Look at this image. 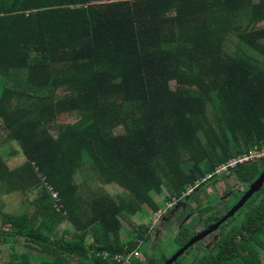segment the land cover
I'll list each match as a JSON object with an SVG mask.
<instances>
[{"label": "trees", "instance_id": "obj_1", "mask_svg": "<svg viewBox=\"0 0 264 264\" xmlns=\"http://www.w3.org/2000/svg\"><path fill=\"white\" fill-rule=\"evenodd\" d=\"M0 127L3 143L25 156L12 168L0 152V192L29 203L0 219L13 264H118L116 254L151 238L131 218L173 198L165 220L185 207L207 228L264 171V159L244 163L183 196L218 166L264 148V0H0ZM232 176L244 186L228 187L233 204L199 201ZM111 185L123 192L112 195ZM239 213L186 264H264V185ZM65 221L73 230L62 233ZM195 235L177 228L176 251ZM19 243L28 251L17 252Z\"/></svg>", "mask_w": 264, "mask_h": 264}, {"label": "rangeland", "instance_id": "obj_2", "mask_svg": "<svg viewBox=\"0 0 264 264\" xmlns=\"http://www.w3.org/2000/svg\"><path fill=\"white\" fill-rule=\"evenodd\" d=\"M172 87H174V85H172ZM65 122L70 123V124H75L78 122V119L71 117V118L65 119ZM6 137H7V134L4 133V131L0 127V152L6 157L8 164L12 168H15L25 162V156L22 152V149L18 146V144L9 143V142L3 143ZM78 179H80V177H78ZM228 187L229 189H234V190L244 189L243 184L239 183L235 176H232L229 179H223L221 177L218 183L216 184L211 183L210 185H208L206 188L203 189V191L198 195L199 201L201 203H206L208 201V198L211 196L214 198H225L228 200V202L233 204L236 201V199L231 194V192L228 191ZM105 189L109 193L115 196L123 192L122 188L118 187L117 185L107 186L105 187ZM38 196H39L38 192L31 194L28 197L29 202L36 199ZM159 199H160V202L163 203L164 197L161 196L159 197ZM189 203L191 204L192 207L197 206V203L194 202V198H191V199L189 198ZM27 204L29 203L25 201V196H23L20 193H15V194L5 196L4 194L0 192V206L2 208V209L0 208V219L2 217L3 212L5 213L16 212L17 213V212L23 211L24 208L28 207ZM220 207L222 208V206ZM182 212H183L182 210L176 211L174 213V217H177V216L179 217L180 215H182ZM241 214L242 213H239L235 216L239 218ZM153 215L154 214L150 212V214L147 217L144 216V217H132L131 218L134 225H139L143 223L145 225H148L152 229L150 233L151 238L149 242L142 246L141 250H139L140 251L139 256H137L142 261L147 260L148 257H152L155 253H157L158 255V252L160 251L166 253V255L168 256L172 255V253L178 249L177 248L178 246L172 244V241L177 233V228L179 227V225L183 226L185 224L184 227H186L189 231L196 232V233L203 230L205 227L204 220H202L198 214L191 215L189 218H185L184 217L185 215L182 216L181 218V221L183 220L182 224H181V221L177 222L176 220L170 223L169 219H172V218L169 217L168 219L165 220L166 215L165 216L163 215L159 220H156ZM123 223H124V228L126 230H132L133 226L128 221H124ZM72 230H73V227L70 226V224L67 221H65L60 226V231L62 233H64V231H72ZM220 233L221 231L217 230L213 234L218 235ZM68 238H70V236H68ZM120 238L122 240V243L124 244L130 239V237L126 234L125 230L121 231ZM200 242H203V243L197 244L196 246H194L191 250H189L186 254L182 256L181 260L184 261L185 264L190 263L193 260L192 257L197 255V253L201 252V248L203 246H210L212 239L211 237H207L203 239V241H200ZM19 244L17 245V249H16L17 252L28 251L25 245L23 246ZM11 246H13L11 242L9 244L0 245V251H2L1 259H5V260L9 259V254L10 253L12 254V251L10 249ZM262 261L264 262V255H262Z\"/></svg>", "mask_w": 264, "mask_h": 264}, {"label": "built area", "instance_id": "obj_3", "mask_svg": "<svg viewBox=\"0 0 264 264\" xmlns=\"http://www.w3.org/2000/svg\"><path fill=\"white\" fill-rule=\"evenodd\" d=\"M262 159H264V148L255 149V150L251 151L249 154L231 159L227 163H224V164L218 166L213 173L207 175L206 177H204L202 179L197 180L194 183V186L189 187L187 189V192H185L183 194V196L185 197V196L192 194L195 191V189L200 187L203 183L212 179L214 176H221L223 174H228V173H230V171L232 169L238 167L241 164L252 162L255 160H262ZM54 197L56 199H59V195L57 193L54 194ZM176 204H177L176 198H173L171 201L166 202L165 207L163 209L154 213V215H153L154 218L156 220H159L169 210L173 209ZM60 209H61V207H60ZM104 255H105L104 256L105 258H107L109 256L108 253H105ZM137 256H139V250L135 249L132 252H129L126 254H116L113 257V260L116 261L118 264H132L133 257H137Z\"/></svg>", "mask_w": 264, "mask_h": 264}, {"label": "water", "instance_id": "obj_4", "mask_svg": "<svg viewBox=\"0 0 264 264\" xmlns=\"http://www.w3.org/2000/svg\"><path fill=\"white\" fill-rule=\"evenodd\" d=\"M264 185V171L261 173L259 178L253 182L250 185V188L243 197L234 205L227 213L225 216H223L217 223L211 225L208 227L206 230L203 232L199 233L195 237H193L191 240H189L183 247H181L178 251H176L168 261H166L165 264H173L175 263L181 256L185 254L186 251H188L191 247H193L195 244L199 243L202 241L206 236L213 234L219 228L221 225L226 222L228 219L234 217L236 213L247 203V201L252 198L254 194L259 192Z\"/></svg>", "mask_w": 264, "mask_h": 264}, {"label": "flooded vegetation", "instance_id": "obj_5", "mask_svg": "<svg viewBox=\"0 0 264 264\" xmlns=\"http://www.w3.org/2000/svg\"><path fill=\"white\" fill-rule=\"evenodd\" d=\"M188 201H189V200H188ZM194 202H195V201H194ZM179 210H180V209H179ZM181 210L183 211V212H182V215H180L179 217H178V216H177V217H174V218H173V221L170 220L171 222H174L175 220H176L177 222H178V221L180 222V220H181V218H182L183 215H185V216H184L185 218H189L191 215H195L194 213H193V214H189V213H188V214H185V213H186V209H185V207H183ZM171 222H170V223H171ZM182 223H183V220L181 221V224H182ZM184 225H185V224H184ZM184 225H183V226H184ZM183 226L179 225L178 228L183 227ZM210 226H211V225H210ZM208 227H209V226H208ZM208 227H207V228H208ZM207 228L204 227L203 230H201V231H199V232H197V233H196V232H193V233H196V235H198L199 233H201L202 231L206 230ZM196 235H195V236H196ZM218 235H219V234H218ZM218 235L210 234V235L206 236L205 238H207V237H211V239H212L211 244H212V243L214 242L215 238H216ZM195 236H194V237H195ZM205 238H204V239H205ZM191 239H192V238H191ZM191 239H190V240H191ZM202 241H203V240H202ZM200 243H203V242H199L198 244H200ZM203 245H204V244H203Z\"/></svg>", "mask_w": 264, "mask_h": 264}, {"label": "crops", "instance_id": "obj_6", "mask_svg": "<svg viewBox=\"0 0 264 264\" xmlns=\"http://www.w3.org/2000/svg\"><path fill=\"white\" fill-rule=\"evenodd\" d=\"M19 245H23V246H24L23 243H20ZM20 252H21V251H20ZM22 252H24V251H22ZM1 257H2V255H1V253H0V264H13V262H12V260H11L10 257H9L8 260L1 259Z\"/></svg>", "mask_w": 264, "mask_h": 264}]
</instances>
